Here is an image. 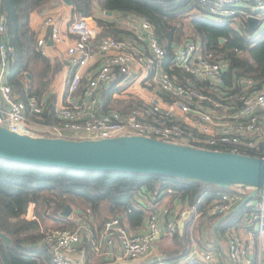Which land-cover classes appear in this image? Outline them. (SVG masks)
I'll return each instance as SVG.
<instances>
[{"label":"built area","instance_id":"2783aa9c","mask_svg":"<svg viewBox=\"0 0 264 264\" xmlns=\"http://www.w3.org/2000/svg\"><path fill=\"white\" fill-rule=\"evenodd\" d=\"M201 1L211 4L217 21L237 13V0ZM255 9L253 15L259 22L253 31L260 36L264 32V2ZM75 14L63 29L58 16L44 11L36 40L44 55L49 54L48 37L54 45L64 46L63 61L72 68L65 101L56 109L59 120L52 123L46 121L45 106L37 96L21 98L7 81L11 60L5 41L7 26L0 15V123L6 121L14 129L34 134L73 139L139 134L264 157V78L238 76L228 61L205 54L195 36L174 43L173 56L168 58L153 25L145 19L135 24L131 30L134 35L118 39L98 37L101 26L96 17ZM105 89H111L115 98L127 96L131 105L106 108L101 103ZM250 191L242 186L217 189L214 199L201 207V199L182 205L177 218L168 220L165 229L155 211L139 232L130 231L123 217L112 216L104 222L100 240L119 246L126 258L139 259L152 251L162 234L172 237L192 216L196 221L221 216ZM247 206L243 229L228 228L217 243L219 250L216 243L205 242L201 233L186 256L150 264L193 260L201 264H264V193ZM35 208V202H30L27 219L36 218ZM84 229L85 224H79L44 231L42 243L49 248L54 264H76L74 255Z\"/></svg>","mask_w":264,"mask_h":264},{"label":"trees","instance_id":"16d2710c","mask_svg":"<svg viewBox=\"0 0 264 264\" xmlns=\"http://www.w3.org/2000/svg\"><path fill=\"white\" fill-rule=\"evenodd\" d=\"M53 2L63 3V0H0V15L4 16L7 26L5 41L11 60L7 81L21 98L37 96L45 106L44 114L49 123L59 120L57 95L51 86L62 64L53 63L37 49L38 31L31 25V15ZM260 2L264 0H237L234 4L237 13L221 22L212 13L211 4L201 0H73L72 5L75 13L96 17L101 26L98 37H130L134 33L123 21L145 19L153 25L168 58L173 56L174 43L193 34L205 54L228 61L231 71L235 68L238 76L261 79L264 78V32L256 36L249 30L246 19L248 14L256 13L255 8ZM106 10L114 13L107 15ZM98 11L102 12L101 16L97 15ZM128 103L129 107L131 103ZM108 105L107 102L105 107ZM217 189L224 190L214 184L168 175L78 170L0 157V233L5 232L12 238L11 244L7 245L0 237V264H54L49 248L42 243L44 231L50 229H46L48 219L64 223L61 228L87 224L94 231L97 228L95 233L98 235L106 219L121 216L130 231L139 232L145 228L149 213L155 211L149 202L155 204L169 194L172 201L188 204L201 199V207L214 199ZM30 202L36 204L34 219L25 217ZM68 204L74 207L76 217L61 215ZM247 209V205L243 206L219 224V240L228 228L244 226ZM219 217L203 218L200 222L202 231L210 228L212 242L218 250L211 229ZM194 227L196 217L192 216L182 232L178 230L172 235L173 242L162 251L166 262L179 260L189 253L194 242ZM208 240L204 239L211 242ZM186 264L201 263L193 260Z\"/></svg>","mask_w":264,"mask_h":264},{"label":"water","instance_id":"95a60500","mask_svg":"<svg viewBox=\"0 0 264 264\" xmlns=\"http://www.w3.org/2000/svg\"><path fill=\"white\" fill-rule=\"evenodd\" d=\"M64 1L73 4V0ZM105 13L112 15L114 12L106 10ZM258 22L259 18L253 14L247 16L250 31L255 29ZM49 42L53 43L52 39ZM0 157L78 170L168 175L214 184L224 190L234 186L251 188L237 206L214 223L212 234L218 244L219 224L251 199L264 193V157L195 147L139 134L73 139L14 129L4 121L0 123ZM73 211L74 208L68 204L61 215L70 217ZM0 237L7 245L11 244L12 238L7 233L1 232Z\"/></svg>","mask_w":264,"mask_h":264},{"label":"crops","instance_id":"0c3cea01","mask_svg":"<svg viewBox=\"0 0 264 264\" xmlns=\"http://www.w3.org/2000/svg\"><path fill=\"white\" fill-rule=\"evenodd\" d=\"M52 4L53 5L47 6L41 11H36L32 13L31 25L36 31L39 32V26L42 21L44 11L52 12L56 16H58L63 29L66 28V24L69 22V20L76 15L74 12L73 5H70L65 1L63 3L53 2ZM140 20L141 19L139 18H133V19L130 18L124 20L123 24L124 26H126V28L133 30L135 28V24L140 25ZM49 39L51 38L48 37V45L50 46L49 54L46 56H48L53 63L59 62L62 64V69L57 74L51 86L52 91H54L57 95V106H59L65 101V96L67 94L66 83L72 72V68L63 61L62 54H63L64 46L58 47L53 43H50ZM102 92L103 93H102L101 103L103 106H105V104L108 102L109 104L108 106L113 105L118 108L128 107L129 105L128 102L130 101L127 100V96L123 98H115L113 96L111 89H105ZM15 93L20 97L19 93H17L16 91ZM79 94L80 93H78L76 96H79ZM1 104L3 105L2 102ZM149 204L150 207L152 205V209H154L155 212H157L160 215L161 226L165 229L168 220H173V219L175 220L177 218L179 208L187 203H183V201L180 202L172 201L171 195L167 194L166 196H164V198L161 201L155 204L149 202ZM101 229L98 231L99 234L96 235L95 231L97 230V228H95L94 231L89 225L85 224L82 241L79 243V249L74 255L76 264H150L157 259L165 258L162 252L163 250L160 251V242L163 241L164 238H166L164 237L166 235L165 233L162 234L161 237L158 239L156 245L154 246L151 252L147 253L143 257H140L139 259L133 260L130 258H126L122 254L119 246L117 245L111 246L106 242L101 241L100 240ZM143 229L144 228H142V230ZM183 229L184 228L180 225L179 231L182 232ZM238 229L242 230L243 227ZM170 238H167L169 239L168 240L169 243L171 242Z\"/></svg>","mask_w":264,"mask_h":264},{"label":"rangeland","instance_id":"374dc122","mask_svg":"<svg viewBox=\"0 0 264 264\" xmlns=\"http://www.w3.org/2000/svg\"><path fill=\"white\" fill-rule=\"evenodd\" d=\"M97 15H99V16H101L102 15V12L101 11H98L97 12ZM189 36L190 37H193V34H189ZM113 106V105H112ZM235 187H237V186H234V187H231V188H235ZM74 208V207H73ZM75 210L73 211V213L70 215V217H73V215L75 216ZM150 214V213H149ZM110 216H112V215H109L108 217H110ZM76 217V216H75ZM203 220V218H199L197 221H196V227H194V232L192 233V237H193V241H197V237L198 236H201V233H204L205 234V238L206 239H209L211 242H212V237H211V234H210V228H206V229H204L203 231L201 230V229H203L202 227H201V224H200V222ZM62 224H64V223H62V222H59V221H56V220H53V219H48L47 220V226H46V229H48V228H60L61 226L60 225H62ZM66 227H68V226H66ZM72 227H74V226H72ZM71 227V228H72ZM68 228H70V227H68ZM164 237H166V238H164V240L163 241H161L160 242V251H162L163 250V248H164V246H166V245H170L173 241H172V238H170V236H168L167 234L164 236ZM167 238H170L171 239V242L169 243L168 242V240L169 239H167ZM208 240V241H209ZM212 243H214V242H212Z\"/></svg>","mask_w":264,"mask_h":264}]
</instances>
